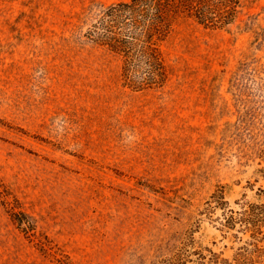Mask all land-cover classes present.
I'll return each instance as SVG.
<instances>
[{
    "label": "rangeland",
    "instance_id": "obj_1",
    "mask_svg": "<svg viewBox=\"0 0 264 264\" xmlns=\"http://www.w3.org/2000/svg\"><path fill=\"white\" fill-rule=\"evenodd\" d=\"M120 1L0 0V264H235L250 241L200 212L221 186L264 202V0L225 28L181 15L141 91L84 37Z\"/></svg>",
    "mask_w": 264,
    "mask_h": 264
},
{
    "label": "trees",
    "instance_id": "obj_2",
    "mask_svg": "<svg viewBox=\"0 0 264 264\" xmlns=\"http://www.w3.org/2000/svg\"><path fill=\"white\" fill-rule=\"evenodd\" d=\"M243 0H127L105 6L89 24L84 37L106 48L121 60L123 85L134 91L161 89L169 81L171 71L163 44L169 38L181 15L208 28H225L235 23ZM259 165L264 162V148L258 153ZM264 180V166L257 169ZM221 231H234L233 236L250 233V241L239 248L235 264H260L264 257V202L247 203L234 210L225 200L224 186L205 202L200 214L209 218L215 210ZM12 220L22 232L34 230L24 212L12 213ZM211 260L218 262L212 251ZM200 258L205 257L201 254ZM264 260V258H263ZM225 264H233L222 259Z\"/></svg>",
    "mask_w": 264,
    "mask_h": 264
}]
</instances>
